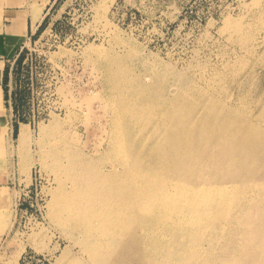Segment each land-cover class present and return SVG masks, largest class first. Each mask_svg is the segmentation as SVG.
I'll return each mask as SVG.
<instances>
[{
    "label": "rangeland",
    "instance_id": "rangeland-1",
    "mask_svg": "<svg viewBox=\"0 0 264 264\" xmlns=\"http://www.w3.org/2000/svg\"><path fill=\"white\" fill-rule=\"evenodd\" d=\"M43 13L7 65L0 264H97L62 192L82 168L234 189L201 243L210 264H264V0H53Z\"/></svg>",
    "mask_w": 264,
    "mask_h": 264
},
{
    "label": "bare ground",
    "instance_id": "bare-ground-1",
    "mask_svg": "<svg viewBox=\"0 0 264 264\" xmlns=\"http://www.w3.org/2000/svg\"><path fill=\"white\" fill-rule=\"evenodd\" d=\"M42 18V15H34L33 20L38 22ZM210 126L208 131H211ZM26 128L27 125L22 124L21 140L28 137ZM244 134L238 137L239 142ZM181 145L184 143L174 142L178 150L183 148ZM183 154L182 150L180 156ZM83 170L89 172V169ZM86 171L82 173L88 175L81 177L83 184L78 185L76 191H68L67 186L62 192L78 199L80 212L76 222L82 226L83 240L91 243L89 252L97 264H210L212 253L204 249L201 242L214 227L221 228L232 202L231 187L220 183L194 186L174 180L171 192L165 185L154 189L143 186L144 173H136L131 168L124 170L127 178L124 180L119 173L104 176L102 172L94 180ZM194 188L199 192H194ZM144 225L146 228L142 227Z\"/></svg>",
    "mask_w": 264,
    "mask_h": 264
},
{
    "label": "crops",
    "instance_id": "crops-1",
    "mask_svg": "<svg viewBox=\"0 0 264 264\" xmlns=\"http://www.w3.org/2000/svg\"><path fill=\"white\" fill-rule=\"evenodd\" d=\"M52 1L0 0V126L6 123L10 125L5 99V68L8 62L19 56L29 36L42 24L43 20H33L34 15H42L44 19L43 11L48 10ZM6 183H12V179H9L7 172H0V188Z\"/></svg>",
    "mask_w": 264,
    "mask_h": 264
},
{
    "label": "trees",
    "instance_id": "trees-1",
    "mask_svg": "<svg viewBox=\"0 0 264 264\" xmlns=\"http://www.w3.org/2000/svg\"><path fill=\"white\" fill-rule=\"evenodd\" d=\"M8 76V66L5 68V75H4V87H5V99L8 101V94H7V88H6V81ZM18 131V125L14 124V133L16 134Z\"/></svg>",
    "mask_w": 264,
    "mask_h": 264
}]
</instances>
